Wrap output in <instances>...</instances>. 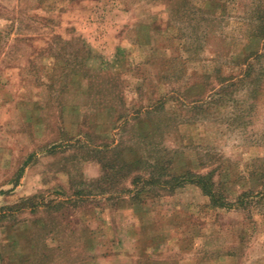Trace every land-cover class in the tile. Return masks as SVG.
Returning a JSON list of instances; mask_svg holds the SVG:
<instances>
[{"label":"rangeland","instance_id":"obj_1","mask_svg":"<svg viewBox=\"0 0 264 264\" xmlns=\"http://www.w3.org/2000/svg\"><path fill=\"white\" fill-rule=\"evenodd\" d=\"M0 264H264V0H0Z\"/></svg>","mask_w":264,"mask_h":264},{"label":"trees","instance_id":"obj_2","mask_svg":"<svg viewBox=\"0 0 264 264\" xmlns=\"http://www.w3.org/2000/svg\"><path fill=\"white\" fill-rule=\"evenodd\" d=\"M201 180H203V179H202V178H199V182H200ZM201 185H203V187L205 188V190H208V188H206V186H204V185H205L204 183L201 184Z\"/></svg>","mask_w":264,"mask_h":264}]
</instances>
